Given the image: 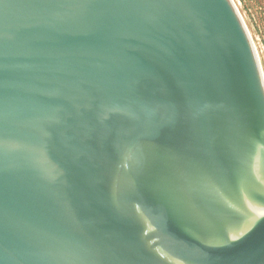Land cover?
<instances>
[{"label": "water", "instance_id": "95a60500", "mask_svg": "<svg viewBox=\"0 0 264 264\" xmlns=\"http://www.w3.org/2000/svg\"><path fill=\"white\" fill-rule=\"evenodd\" d=\"M0 264H264L233 0H0Z\"/></svg>", "mask_w": 264, "mask_h": 264}, {"label": "rangeland", "instance_id": "374dc122", "mask_svg": "<svg viewBox=\"0 0 264 264\" xmlns=\"http://www.w3.org/2000/svg\"><path fill=\"white\" fill-rule=\"evenodd\" d=\"M255 47L264 78V0H233Z\"/></svg>", "mask_w": 264, "mask_h": 264}]
</instances>
